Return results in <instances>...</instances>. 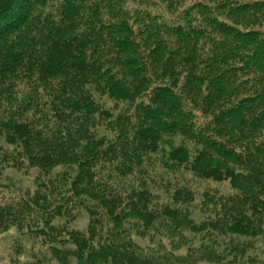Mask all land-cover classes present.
<instances>
[{
	"label": "trees",
	"instance_id": "trees-1",
	"mask_svg": "<svg viewBox=\"0 0 264 264\" xmlns=\"http://www.w3.org/2000/svg\"><path fill=\"white\" fill-rule=\"evenodd\" d=\"M0 137L7 264H264V0H0Z\"/></svg>",
	"mask_w": 264,
	"mask_h": 264
},
{
	"label": "rangeland",
	"instance_id": "rangeland-1",
	"mask_svg": "<svg viewBox=\"0 0 264 264\" xmlns=\"http://www.w3.org/2000/svg\"><path fill=\"white\" fill-rule=\"evenodd\" d=\"M110 104V102H108ZM0 145L5 146L7 148H10L9 145H6L4 140L0 137ZM33 172H29L28 174H25L23 171L15 170V169H5L2 171V179L3 181H0L2 185H6L8 183H15V185L23 184L25 187H31L32 180H33ZM214 186H217L216 183L211 182H200L198 181L197 188L199 190H204L206 187L213 188ZM219 189H225L226 187L223 185H220L218 187ZM3 194H6L5 190L0 192V196ZM72 227L75 228H84L86 226V223L83 222L82 219H78L74 221L71 224ZM35 247L36 250H42V247L40 244L34 242V238L28 236V235H19L15 227H11L5 232L0 233V264H7L8 261V255L14 253V246L21 247V253L26 254L28 253V249L31 247ZM44 254V253H43ZM47 259L45 264H58L57 261L52 258L50 259V256L44 255ZM200 264H209L202 262Z\"/></svg>",
	"mask_w": 264,
	"mask_h": 264
}]
</instances>
